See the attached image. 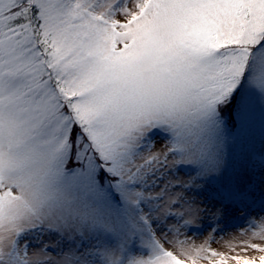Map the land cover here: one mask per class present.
<instances>
[{
	"label": "snow or ice",
	"instance_id": "obj_1",
	"mask_svg": "<svg viewBox=\"0 0 264 264\" xmlns=\"http://www.w3.org/2000/svg\"><path fill=\"white\" fill-rule=\"evenodd\" d=\"M0 264H264V0H0Z\"/></svg>",
	"mask_w": 264,
	"mask_h": 264
}]
</instances>
